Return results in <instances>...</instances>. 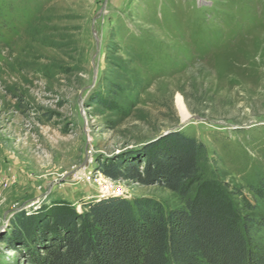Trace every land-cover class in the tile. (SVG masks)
Returning a JSON list of instances; mask_svg holds the SVG:
<instances>
[{"label":"rangeland","instance_id":"1","mask_svg":"<svg viewBox=\"0 0 264 264\" xmlns=\"http://www.w3.org/2000/svg\"><path fill=\"white\" fill-rule=\"evenodd\" d=\"M168 130L202 143L200 177L247 199L264 183V0H0V264H43L14 234L20 213L110 195L178 206L98 170Z\"/></svg>","mask_w":264,"mask_h":264},{"label":"trees","instance_id":"2","mask_svg":"<svg viewBox=\"0 0 264 264\" xmlns=\"http://www.w3.org/2000/svg\"><path fill=\"white\" fill-rule=\"evenodd\" d=\"M203 148L194 136L173 131L98 165L113 181L173 192L178 206L113 195L83 203L81 211L61 203L17 214L14 234L43 264H264L256 238L264 220L251 214L256 197L264 202V183L251 187L247 199L241 189L200 177ZM37 227L46 231L37 235Z\"/></svg>","mask_w":264,"mask_h":264},{"label":"bare ground","instance_id":"3","mask_svg":"<svg viewBox=\"0 0 264 264\" xmlns=\"http://www.w3.org/2000/svg\"><path fill=\"white\" fill-rule=\"evenodd\" d=\"M176 105H177V107H178V109H179V111H180V113H181V116H182V119H185V118H187L188 117V113H187V110H186V108H185V106H184V104H183V101H182V99H181V97L180 96H177L176 97ZM3 135V134H2ZM5 153V152H4ZM25 156V155H24ZM4 157H5V155H4ZM25 158V157H24ZM28 159V158H27ZM11 162V161H10ZM26 162V161H25ZM1 168H3V167H1ZM7 168V167H6ZM27 169V168H26ZM79 175H81L82 174V172H79L78 173ZM16 183V182H15Z\"/></svg>","mask_w":264,"mask_h":264},{"label":"water","instance_id":"4","mask_svg":"<svg viewBox=\"0 0 264 264\" xmlns=\"http://www.w3.org/2000/svg\"><path fill=\"white\" fill-rule=\"evenodd\" d=\"M184 122H185V121H184ZM184 122H183V123H184ZM169 131H170V130H168V131H166V132H164V133H167V132H169ZM161 135H162V134H161ZM159 136H160V135H159Z\"/></svg>","mask_w":264,"mask_h":264}]
</instances>
